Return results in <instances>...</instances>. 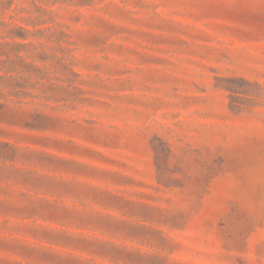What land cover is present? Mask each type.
<instances>
[{
    "label": "rangeland",
    "instance_id": "1",
    "mask_svg": "<svg viewBox=\"0 0 264 264\" xmlns=\"http://www.w3.org/2000/svg\"><path fill=\"white\" fill-rule=\"evenodd\" d=\"M0 264H264V0H0Z\"/></svg>",
    "mask_w": 264,
    "mask_h": 264
}]
</instances>
